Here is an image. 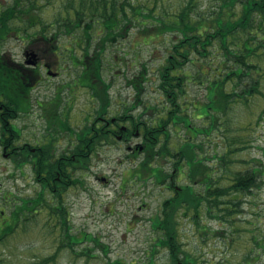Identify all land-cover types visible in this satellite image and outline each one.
Listing matches in <instances>:
<instances>
[{"label":"trees","instance_id":"16d2710c","mask_svg":"<svg viewBox=\"0 0 264 264\" xmlns=\"http://www.w3.org/2000/svg\"><path fill=\"white\" fill-rule=\"evenodd\" d=\"M38 1L11 0L2 8L0 14V40L4 41L9 33L22 32L24 38L29 41L42 39L49 43L45 54L43 50L41 57L36 55V59L40 61L34 67L16 62L5 52L0 53L2 155L7 154L18 168L29 163L34 180L40 186L33 196H19L8 192L16 198L13 197L12 202L3 209L0 242L15 232L20 226L19 222L30 227L34 223L33 219L44 213L47 226L45 228L56 245L55 251L45 256L40 264H56V256L61 251L68 252L70 258L76 255L94 256L91 253L93 247L85 245L81 250L76 248L77 243L85 240L91 241L96 246L94 248L106 252L105 245L99 238L85 231H71L63 192L70 184L76 182L77 178L72 177L71 169L76 164H80L77 169L86 167L88 158L90 159L103 139L120 136L121 139L127 140L131 136L141 134L143 149L136 145L138 148L134 147V150L136 149L137 154H143V158L135 164L136 167L128 169V177L142 181L152 177L161 184L168 180V184L164 183L165 186L173 188L172 195L162 201L161 213L151 219L156 230L154 245L165 250L166 264H197L195 258L183 248L178 237L179 211L183 209L180 214L196 220L200 217L202 209H206L204 203H207L218 210H224L225 215L231 214L229 208L224 205L232 201L224 198L232 193L238 198V195L259 186L262 180V170H258L256 165L235 170L236 172L230 175L228 185L222 186L213 180V177L219 174L216 171L218 165L220 170L227 172L233 169L232 145L237 144L236 150L242 151L254 139L250 132L245 131L246 127L241 125L240 119L238 140H231L226 136L225 140H217L211 146V158L215 159L216 166L207 162V158L202 154V142L196 138H207L212 129H219L222 120L228 118L233 103L244 106L256 94L264 97V91L261 90L264 83V67L259 64L256 66L257 63H264V58H261L264 55V0H215L214 6L205 10L199 9L197 0H187L172 5V8L156 1L144 3L141 0H78V6H74L75 0H65L66 13L48 22H44L39 14H35L40 6ZM54 1L56 0H46V3ZM38 24L39 29L34 30V26ZM60 32L61 35L77 33V38L72 39L70 48H66L74 67L78 68L76 80L79 84L89 87L91 95L96 97L102 106L94 110L93 116L88 115L89 117L85 118L84 129L72 130L64 125L74 135L77 145L67 153L61 152V156L56 158L51 145L48 144L33 146L25 142L16 145L20 131L13 119L19 112L29 108L30 90L37 85L35 83L40 82V71L51 70L50 65L55 63L54 57L59 54V48L53 42L55 43L54 40ZM127 35L130 36V48L138 45L155 46L157 43L164 47L161 61L156 67V80L159 92L168 103L162 105V111H158L155 105L146 102L145 109H156L154 114H162L153 122H150L152 116L149 121H144L141 116L131 114L129 110L132 105L124 106L113 117L102 119V115L107 112L106 93L110 87V82L103 77V51L107 45L114 44ZM213 49L221 56L217 65H209L210 71L200 60H204ZM50 53L53 57L48 59ZM123 57L125 53L113 52V55L107 56V64L113 62L117 65ZM154 71L142 63L138 72H133L127 77V84L137 96L141 94L143 82L149 81V73ZM189 82L205 84L207 96L204 103H192L190 112L182 103ZM229 85L231 89H228ZM192 118L205 120L201 125H194ZM120 120L128 122L125 129L118 130L121 126ZM180 125L188 129L189 134L181 138L177 150H172L169 145L168 127L174 129L181 127ZM130 127L133 130H130ZM154 157L171 160L170 171L161 166L153 167L151 162ZM73 159L79 162H74ZM181 178H186L190 183L177 185L176 180ZM194 185L198 186V189L199 186L202 188L197 189V192ZM206 210L211 212L209 207ZM5 223L9 224L4 226ZM148 261L153 264V259ZM112 264L123 262L116 259Z\"/></svg>","mask_w":264,"mask_h":264},{"label":"rangeland","instance_id":"374dc122","mask_svg":"<svg viewBox=\"0 0 264 264\" xmlns=\"http://www.w3.org/2000/svg\"><path fill=\"white\" fill-rule=\"evenodd\" d=\"M64 1L46 3V0H39L40 6L35 14H39L44 22L53 21L66 13ZM141 1L144 3L156 1L158 4L172 8V5L187 0ZM10 2L11 0H0V5L3 8ZM214 3L215 0H197L201 10L212 8L210 6H214ZM74 6H78V0L74 1ZM39 27L40 24L35 25L34 30H38ZM14 35L1 42L2 50L21 62H24V50L33 47L41 57L43 50L45 54V49L49 45L42 39L27 44L24 39L20 37L17 39ZM59 36L53 44L59 46L62 53L56 56L57 59L54 57L55 63L50 67L56 75H48L47 70L44 69L40 71V82L35 83L37 85L30 90L29 108L19 112L13 119L20 131L16 145L23 142H29L33 146L40 143L48 144L51 145L56 158L61 156V152L67 153L77 145L74 135L68 130L84 129L85 118L94 115V110L102 106V103L91 95L89 87L74 84L78 68L72 64L70 54L65 47L70 48L72 39L77 38V33L62 35L60 33ZM129 38L130 36L127 35L114 44L110 43L103 51V77L110 82V87L106 93L107 112L102 115V119L113 117L124 106L132 105L129 110L131 114L141 116L144 121L152 118L150 122H153L162 114H154L156 109H145L146 102L155 105L158 111H162V105L168 103L159 92L156 80V67L161 61L164 47L157 43L155 46L138 45L130 48ZM113 52L125 53V57L117 65L113 62L107 64V56L113 55ZM217 52L213 49L204 60H200L205 63L203 65L205 68H209V65L211 67L217 65L221 56ZM52 57L50 53L48 59ZM261 58H264V55ZM142 63H145L149 70L155 71L149 73V81L143 82L141 94L137 96L126 80L130 74L141 69ZM258 64L264 67V63H257L256 66ZM209 70L211 71V68ZM194 72L193 68L192 73ZM228 89H231L230 85ZM261 90L264 91V83ZM205 93V84L188 83L182 100L184 106L188 107V112L192 103H204L207 100ZM238 119L241 120V125L246 127L245 131L250 132L254 139L242 151H237L235 147L237 144H233L231 147L234 150L232 155L234 160H231L233 169L227 172L220 170L218 165L216 171L219 174L213 177V180L219 182V185H228L230 175L236 172L235 170L254 165L258 166V170H262V173L260 172L262 180L259 186L252 187L250 192L242 193L238 198L233 193L224 198L232 201L224 205L229 208L231 214L225 215L224 210H218L207 203H204V207L206 209L209 207L211 212L202 209L200 217L196 220L180 214L183 209L179 211L178 237L183 248L195 258L197 264H245L246 262L264 264V97L256 94L244 106L233 103L228 118L222 120L219 129L217 127L212 129L207 138L197 136L196 139L202 142L204 152L202 154L207 158V162L216 166L215 159L211 158V146L217 140H225L226 136L231 140H238ZM204 120L205 118H192V123L201 125ZM119 124L121 126L118 130L128 126L126 121L120 120ZM64 125L69 129L67 130ZM180 126L174 129L168 127L169 145L172 150H177L181 138L189 134L188 129ZM136 145L143 149L141 134L136 137L131 136L127 140L109 136L95 148L90 159L88 158L86 167L77 169L80 164H76L71 169L72 177L77 178L76 182L70 184L63 192L71 231L73 233L85 231L99 238L105 245L106 252L94 248L96 246L91 241L85 240L78 243L76 248L81 250L85 245L93 247L91 253L94 256L76 255L70 258L68 252L61 251L56 256V264H112L116 259H120L123 264H147L149 259H153V264H166L165 250L154 245L153 237L156 230L152 226L151 219L161 213L162 201L172 195L173 188L165 186L168 180L163 185L152 177L146 181L128 177V169L136 167L135 164L143 158V154L135 153L134 147L138 148ZM2 152L0 145V220L4 218V207L15 197L8 192L19 196H33L40 187L33 179L30 164H25L21 168L15 167L11 158L7 154L2 155ZM73 161L79 162L75 159ZM151 165L161 166L166 171H170L172 162L163 157H154ZM188 183L190 182L186 178L176 180L179 186ZM194 186L197 192L202 188L199 186L198 189V186ZM34 219L30 227L19 222L20 226H16L18 229L15 227V232L0 242V264H40L45 256L55 251L56 244L45 228L47 227L45 214ZM8 224L5 223L4 226ZM148 264L151 263L148 261Z\"/></svg>","mask_w":264,"mask_h":264},{"label":"flooded vegetation","instance_id":"af4514ba","mask_svg":"<svg viewBox=\"0 0 264 264\" xmlns=\"http://www.w3.org/2000/svg\"><path fill=\"white\" fill-rule=\"evenodd\" d=\"M1 11H2V6L0 5V14H1ZM3 51L4 50H2V45H1V40H0V53H3ZM118 138H120V136Z\"/></svg>","mask_w":264,"mask_h":264}]
</instances>
